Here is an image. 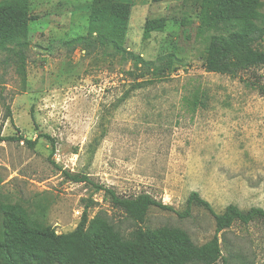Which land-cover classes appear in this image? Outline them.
Listing matches in <instances>:
<instances>
[{
	"label": "rangeland",
	"instance_id": "1",
	"mask_svg": "<svg viewBox=\"0 0 264 264\" xmlns=\"http://www.w3.org/2000/svg\"><path fill=\"white\" fill-rule=\"evenodd\" d=\"M125 1L132 13L120 52L96 33L90 48L73 41L89 34L92 0H30L26 79L0 51V133L36 144L0 141V211L23 206L58 233L73 231L85 210L91 218L101 212L129 234L135 223L98 187L121 197L148 193L174 210L153 207L143 227H180L201 245L216 222L200 206L179 214L191 192L217 213L229 204L264 208V65L237 77L204 67L201 0ZM160 17L165 29L144 38L146 20ZM130 53L172 65L138 70ZM196 89L205 105L188 103ZM42 134L55 139V151ZM219 235L224 256L264 264L262 223Z\"/></svg>",
	"mask_w": 264,
	"mask_h": 264
},
{
	"label": "trees",
	"instance_id": "2",
	"mask_svg": "<svg viewBox=\"0 0 264 264\" xmlns=\"http://www.w3.org/2000/svg\"><path fill=\"white\" fill-rule=\"evenodd\" d=\"M260 5V0H201L197 35L206 40L203 65L208 71L237 77L264 65V49L261 48L264 13ZM131 13V4L125 0H92L89 34L73 41L83 44L84 49L90 48L93 46L91 37L96 33L101 45H113L124 52ZM31 18L30 0H0V51L9 53L24 79ZM166 24L165 17L147 19L144 38H149L152 32L163 31ZM130 54L138 70L150 71L153 66L158 73L172 65L171 59L159 68L139 55ZM187 101L194 107L205 105L206 94L196 89ZM42 136L51 142L55 151V139L48 134ZM13 139L25 140L30 146L36 144L24 136L0 133V141ZM65 173L76 182L88 179L86 175ZM98 188L105 190L113 205L135 223L136 227L129 234L107 214L99 212L91 218L87 210L73 231L58 233L53 226L32 218L23 206L12 205L0 211V264H217L220 261L245 264L232 255H223L219 234L236 223L264 225L262 207L243 210L229 204L223 212L217 213L208 200L193 191L187 198L185 211L179 214L189 215L194 206H200L213 214L216 222L213 238L199 245L183 228L164 225L151 229L141 225L153 207L174 210L172 206L148 193L130 198L103 186Z\"/></svg>",
	"mask_w": 264,
	"mask_h": 264
}]
</instances>
